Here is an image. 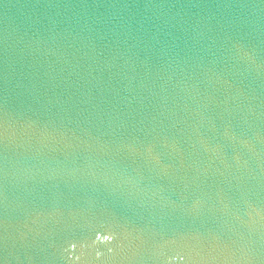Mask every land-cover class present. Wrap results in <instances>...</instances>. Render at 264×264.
<instances>
[{
	"label": "water",
	"instance_id": "1",
	"mask_svg": "<svg viewBox=\"0 0 264 264\" xmlns=\"http://www.w3.org/2000/svg\"><path fill=\"white\" fill-rule=\"evenodd\" d=\"M0 264H264V0H0Z\"/></svg>",
	"mask_w": 264,
	"mask_h": 264
}]
</instances>
